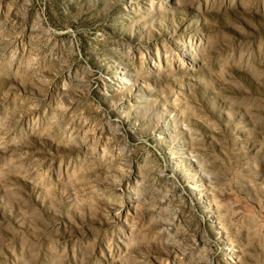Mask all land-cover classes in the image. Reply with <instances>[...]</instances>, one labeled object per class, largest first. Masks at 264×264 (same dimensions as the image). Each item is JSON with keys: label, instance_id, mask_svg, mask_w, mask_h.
<instances>
[{"label": "rangeland", "instance_id": "rangeland-1", "mask_svg": "<svg viewBox=\"0 0 264 264\" xmlns=\"http://www.w3.org/2000/svg\"><path fill=\"white\" fill-rule=\"evenodd\" d=\"M0 264H264V0H0Z\"/></svg>", "mask_w": 264, "mask_h": 264}]
</instances>
